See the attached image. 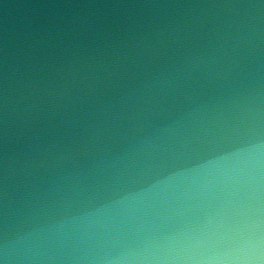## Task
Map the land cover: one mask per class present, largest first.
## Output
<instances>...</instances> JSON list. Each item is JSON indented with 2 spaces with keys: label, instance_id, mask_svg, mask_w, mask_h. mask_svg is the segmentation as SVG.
Segmentation results:
<instances>
[{
  "label": "water",
  "instance_id": "water-1",
  "mask_svg": "<svg viewBox=\"0 0 264 264\" xmlns=\"http://www.w3.org/2000/svg\"><path fill=\"white\" fill-rule=\"evenodd\" d=\"M0 264H264V0H0Z\"/></svg>",
  "mask_w": 264,
  "mask_h": 264
}]
</instances>
